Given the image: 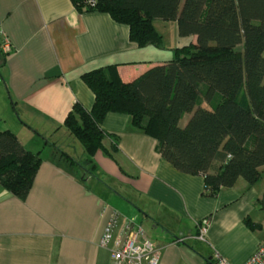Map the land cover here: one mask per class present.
I'll return each instance as SVG.
<instances>
[{
  "label": "crops",
  "instance_id": "0c3cea01",
  "mask_svg": "<svg viewBox=\"0 0 264 264\" xmlns=\"http://www.w3.org/2000/svg\"><path fill=\"white\" fill-rule=\"evenodd\" d=\"M3 36L11 51L0 53V89L10 103L1 98L0 131L39 152L41 162L24 201L0 187V264H111L109 249L98 245L111 212L120 216L114 237L132 221L159 247V264H207L215 254L242 264L264 243V167L256 184L239 179L210 199L203 179L162 160L156 140L127 115L104 117L101 129L117 142L104 138L92 158L63 127L75 103L93 105L83 73L115 66L127 84L178 47H138L127 26L104 13L80 14L69 0H0ZM59 136L73 153L56 144Z\"/></svg>",
  "mask_w": 264,
  "mask_h": 264
},
{
  "label": "trees",
  "instance_id": "16d2710c",
  "mask_svg": "<svg viewBox=\"0 0 264 264\" xmlns=\"http://www.w3.org/2000/svg\"><path fill=\"white\" fill-rule=\"evenodd\" d=\"M69 1L80 14L104 13L127 26L130 41L138 47L161 45L154 22L174 23L179 38L195 37L194 44L176 48L170 61L130 83L119 80L115 66L81 75L93 93V105L87 111L75 103L63 127L88 158L103 150L104 138L117 142L101 124L108 113H118L129 116L133 128L156 140L157 153L176 171L201 177L205 198H216L239 179L250 186L260 180L264 0ZM39 156L10 131H0V187L24 201ZM259 203L264 207V192Z\"/></svg>",
  "mask_w": 264,
  "mask_h": 264
},
{
  "label": "built area",
  "instance_id": "2783aa9c",
  "mask_svg": "<svg viewBox=\"0 0 264 264\" xmlns=\"http://www.w3.org/2000/svg\"><path fill=\"white\" fill-rule=\"evenodd\" d=\"M88 2H92L88 0ZM9 41L3 36L0 41V53H10ZM119 215L111 212L108 222L99 240V247L109 249L111 264H159L160 249L130 220H124L121 232L114 237L118 227ZM208 221L203 220L197 226V238L203 240ZM213 264H230L218 254ZM242 264H264V243L259 244L254 253Z\"/></svg>",
  "mask_w": 264,
  "mask_h": 264
},
{
  "label": "rangeland",
  "instance_id": "374dc122",
  "mask_svg": "<svg viewBox=\"0 0 264 264\" xmlns=\"http://www.w3.org/2000/svg\"><path fill=\"white\" fill-rule=\"evenodd\" d=\"M154 27H155V30L157 31V33L162 37L161 47H160V48H162V50L164 49L165 51H170L175 47H181V46L190 44V39H191L190 37L178 38V36L176 35V26L173 23L154 22ZM193 39H194V37H193ZM178 40L180 43H176ZM2 97L5 99V101L7 100L8 103H10L7 95L5 97L2 96V91L0 89V102H1ZM16 119H17V121L22 120V119H19L18 116H16ZM183 122H184V120H182L180 122V125H182ZM14 127H15L14 125H11V128H14ZM55 142L57 145H59V147L62 148L63 152L67 153V151H70L71 153H73L72 152L73 148H70L67 145V144H69V141L67 140V138H62L59 136V137H57V139H55ZM75 145H76V147H80V145L78 143H76ZM66 146L68 147L69 150L67 148H65Z\"/></svg>",
  "mask_w": 264,
  "mask_h": 264
}]
</instances>
